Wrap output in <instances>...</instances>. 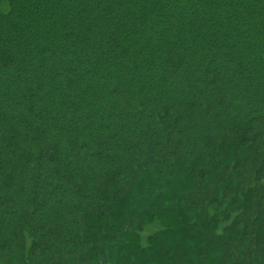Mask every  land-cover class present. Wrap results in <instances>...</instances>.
I'll list each match as a JSON object with an SVG mask.
<instances>
[{"label": "trees", "instance_id": "16d2710c", "mask_svg": "<svg viewBox=\"0 0 264 264\" xmlns=\"http://www.w3.org/2000/svg\"><path fill=\"white\" fill-rule=\"evenodd\" d=\"M0 264H264V0H0Z\"/></svg>", "mask_w": 264, "mask_h": 264}, {"label": "rangeland", "instance_id": "374dc122", "mask_svg": "<svg viewBox=\"0 0 264 264\" xmlns=\"http://www.w3.org/2000/svg\"><path fill=\"white\" fill-rule=\"evenodd\" d=\"M148 230H152V228H148V229H146V231H148Z\"/></svg>", "mask_w": 264, "mask_h": 264}]
</instances>
